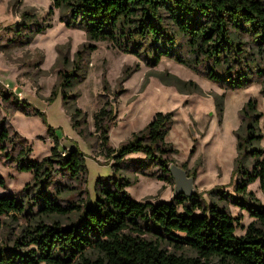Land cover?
<instances>
[{
  "label": "trees",
  "instance_id": "1",
  "mask_svg": "<svg viewBox=\"0 0 264 264\" xmlns=\"http://www.w3.org/2000/svg\"><path fill=\"white\" fill-rule=\"evenodd\" d=\"M50 1V12L58 9L65 25L84 30L90 40L108 41L122 52L142 55L148 64H157L162 56L172 57L194 71L202 67L209 80L230 89L264 76V0ZM29 16L22 12L23 19ZM47 26L38 25L29 32H40ZM182 47L187 57L182 56ZM93 48L90 45L87 50ZM80 56L81 51H77L73 60L65 59L62 65L79 70ZM65 72L61 85L70 89L71 80ZM166 76L172 80L168 84L180 82L176 76ZM103 87L107 89L105 83ZM260 93L264 96V79ZM75 96L62 92L66 105L70 98L74 103ZM12 97L14 105L23 102ZM9 98L7 94L2 97ZM113 105L114 101L107 100L92 114L93 132L88 130L86 113L69 105L72 128L84 139L94 136L105 156L114 161L131 152H143L156 161L161 171L156 177L170 179L168 166L176 150L165 136L173 122L172 112H157L140 131L113 149L108 135L115 116ZM23 109L27 114L43 115L35 108L31 112ZM239 115L241 121L248 122L236 132L238 154L233 171L241 173V181L235 185L240 197L214 190L208 194L222 201L231 199L248 211L253 221L240 235L235 233L236 217L217 202L206 203L199 193L189 197L179 194L169 201H136L125 189L130 182L123 177L98 178L93 196L86 190L84 200L60 203L43 186L56 173L86 182L83 154L77 148L61 151L54 137L48 155L30 159L31 147L13 139L17 133L1 118L0 154L7 164L14 163L19 171L32 174V183H25L23 189L32 187L33 191L29 206L0 196V215H29L33 220L21 241L0 246V264H264V205L250 200L246 192L247 185L258 180L264 195V148L253 147L260 138L256 126L260 117L264 119V109L258 116L256 102L250 98ZM247 158L252 169L245 167ZM190 175L195 176V172L190 171ZM15 244L27 249L19 250ZM184 248L194 255L176 252Z\"/></svg>",
  "mask_w": 264,
  "mask_h": 264
},
{
  "label": "rangeland",
  "instance_id": "2",
  "mask_svg": "<svg viewBox=\"0 0 264 264\" xmlns=\"http://www.w3.org/2000/svg\"><path fill=\"white\" fill-rule=\"evenodd\" d=\"M50 7V0H0V80L20 93L5 89L0 82V120L8 121L17 133L18 137L12 135L13 139L31 147L30 159L40 160L48 155L56 137L61 151L77 148L86 165V182L83 178L74 181L56 173L43 186L46 192L56 196L60 203H76L85 199L86 190L90 196L94 195L98 178L123 177L130 182L125 189L136 201L171 200L174 180L156 177L161 171L155 160L146 158L141 151L128 153L120 161L106 157L94 136L84 139L72 128V108L68 106H77L86 113L88 130L93 132L92 114L105 101H114L115 116L108 132L113 149L140 131L157 112L171 111L173 122L165 140L176 150L172 163L184 164L188 175L194 171L195 193L206 203L214 201L228 210L236 217L235 233L243 234L253 221L248 211L231 199L222 201L208 191L240 197L235 185L241 181V173L233 171L238 154L236 132L248 122L240 120L239 112L250 98L256 102L258 116L263 111L264 96L260 88L264 76L253 77L248 85L230 89L209 80L202 67L194 71L172 57L162 56L157 64H148L142 55L122 52L108 41L88 39L84 30L65 25L59 19V10L52 8L50 12ZM22 12L29 13L28 20L22 18ZM47 24L40 32H29ZM90 45L94 46L93 50H87ZM77 51H81L80 69L63 66L64 60H73ZM252 53L256 55V50ZM181 54L187 57L184 47ZM64 70L71 80L70 89L61 85ZM166 74L178 77L180 82L168 84L172 80ZM63 90L76 95L74 103L70 98L64 104ZM53 92L55 97L51 95ZM6 94L10 96L8 101L2 99ZM12 96L23 102L14 105ZM221 97L223 109L219 113ZM23 108L28 112L35 108L43 115L27 114ZM257 123L256 135L260 138L253 147L263 149L264 119L260 117ZM48 127L52 130L48 131ZM244 164L249 169L253 167L248 158ZM0 180V196L29 206L32 201L29 193L33 190L23 187L27 182L32 183V174L19 171L14 163L7 164L2 154ZM246 192L250 193V200L264 205L258 180L248 184ZM178 211H182L180 206ZM32 220L29 215H0V246L10 247L21 241ZM15 246L22 251L27 249V246ZM176 252L194 255L188 248Z\"/></svg>",
  "mask_w": 264,
  "mask_h": 264
},
{
  "label": "water",
  "instance_id": "3",
  "mask_svg": "<svg viewBox=\"0 0 264 264\" xmlns=\"http://www.w3.org/2000/svg\"><path fill=\"white\" fill-rule=\"evenodd\" d=\"M168 170L175 183L173 196L182 194L189 197L195 193L193 176L188 175L183 167L171 163Z\"/></svg>",
  "mask_w": 264,
  "mask_h": 264
},
{
  "label": "built area",
  "instance_id": "4",
  "mask_svg": "<svg viewBox=\"0 0 264 264\" xmlns=\"http://www.w3.org/2000/svg\"><path fill=\"white\" fill-rule=\"evenodd\" d=\"M0 82H1V84L5 87V89H7V90H12L14 93H16V94H18V95L20 94L19 91L16 92V89H15V88L10 87V85H9L8 82H3V81H1V80H0ZM5 89H4V90H5Z\"/></svg>",
  "mask_w": 264,
  "mask_h": 264
}]
</instances>
